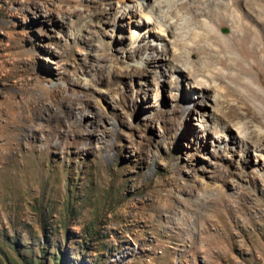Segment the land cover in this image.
Instances as JSON below:
<instances>
[{
	"label": "rangeland",
	"instance_id": "rangeland-1",
	"mask_svg": "<svg viewBox=\"0 0 264 264\" xmlns=\"http://www.w3.org/2000/svg\"><path fill=\"white\" fill-rule=\"evenodd\" d=\"M125 1L0 0V264H264V140L168 68L209 46L177 29L164 54ZM227 95L253 120L251 93Z\"/></svg>",
	"mask_w": 264,
	"mask_h": 264
},
{
	"label": "bare ground",
	"instance_id": "bare-ground-1",
	"mask_svg": "<svg viewBox=\"0 0 264 264\" xmlns=\"http://www.w3.org/2000/svg\"><path fill=\"white\" fill-rule=\"evenodd\" d=\"M125 6L129 7L128 13L136 12L140 16V24L156 25L157 30L155 29L156 32L153 33L156 38L152 40L158 41L156 46L164 54L168 52V49L175 55L182 53L178 43L170 42L171 39L168 37H172L175 33L180 35L181 33L176 32L177 29L194 33L197 39L203 40L213 51L215 58L203 59L198 66L187 62L172 64L168 68L184 78L191 79L196 89L208 92L206 94L209 95V105L219 111L224 126L233 131V136L238 142L242 140L253 144L255 141L264 140V121H256L258 115L264 116V93L255 86L251 77L248 76V71L253 68L264 69V63L256 60L258 51L264 57V27L254 29L253 25L254 23L264 24V0H155V3L152 4L146 3L144 0H130L125 3ZM161 12L169 14L175 12V19L173 17L162 25L161 20L158 19V14ZM217 19H226L233 26L236 37L232 38L231 42L216 38V34V36L213 35ZM173 23L175 27L172 26ZM136 31H133L132 38L138 41L140 34ZM145 31L151 32L150 30ZM175 36L173 35L172 39H175ZM164 41L171 44H166ZM191 41L193 40L191 39ZM247 41L252 43L250 50L246 48ZM185 45H187L186 42ZM146 48L151 47L148 44ZM166 56L164 58H167ZM250 56L254 57L256 61L249 65L247 57ZM150 61L156 62L155 56L147 57L146 62ZM239 93H251L252 101L257 105L253 120H248V115L238 116L230 113L234 111L233 106L238 108L239 106L235 102L236 99L227 94ZM228 135L229 132L224 134V137Z\"/></svg>",
	"mask_w": 264,
	"mask_h": 264
}]
</instances>
